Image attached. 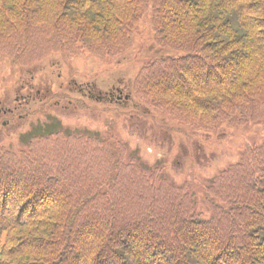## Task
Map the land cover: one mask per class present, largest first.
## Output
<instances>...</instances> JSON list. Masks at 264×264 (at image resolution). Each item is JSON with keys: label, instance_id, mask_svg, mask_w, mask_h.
I'll return each mask as SVG.
<instances>
[{"label": "trees", "instance_id": "1", "mask_svg": "<svg viewBox=\"0 0 264 264\" xmlns=\"http://www.w3.org/2000/svg\"><path fill=\"white\" fill-rule=\"evenodd\" d=\"M146 24L161 54L132 80L140 104L196 132L264 121V0H0V61L116 58ZM39 109L0 142V264H264V131L178 182L121 133Z\"/></svg>", "mask_w": 264, "mask_h": 264}, {"label": "rangeland", "instance_id": "2", "mask_svg": "<svg viewBox=\"0 0 264 264\" xmlns=\"http://www.w3.org/2000/svg\"><path fill=\"white\" fill-rule=\"evenodd\" d=\"M135 39L134 48L116 58H101L89 53L81 56L55 54L43 62L55 60L56 64L37 72L35 78L31 79L28 75L30 82L27 85L22 82L23 86L20 85L19 68L15 69L7 61H0V97L12 104L18 97L33 99L37 91L45 90V80L50 81L53 106L47 111L65 124L121 133L133 154H138L150 166L159 162L165 166L166 173L178 182H182L192 169L203 179H210L238 158V149L245 140L257 137L264 131V121L244 127H222L218 133L196 132L179 128L167 117L140 104L131 91L132 80L142 64L161 53L152 43L148 24L142 26ZM38 64L35 65L38 67ZM26 73V70H22V75ZM75 81L78 88L92 92V98L86 96L87 106L75 107L74 103L69 102L70 99L77 101L80 96L67 90ZM118 88L122 89L123 95H129L128 100L120 102L106 96L107 91ZM62 92L68 93L67 100L62 98L58 105L55 101ZM99 95L103 98L100 99ZM67 104L69 107L66 109L64 106ZM39 107L40 104H31L27 108L31 114L20 121L16 130L6 131L10 136H6L4 141L17 142L21 132L29 129L37 118H43L44 114L38 112Z\"/></svg>", "mask_w": 264, "mask_h": 264}, {"label": "flooded vegetation", "instance_id": "3", "mask_svg": "<svg viewBox=\"0 0 264 264\" xmlns=\"http://www.w3.org/2000/svg\"><path fill=\"white\" fill-rule=\"evenodd\" d=\"M64 56V55H63ZM56 64L55 60H51L49 62H42L41 64H38V67L32 66L26 69H22L20 68L18 70V73H21V84L20 85H24L26 83L29 84L30 80L28 79V75H30V78H35L36 73L42 71L45 68L53 67V65ZM22 70H26L27 73L26 75H22ZM15 73V72H14ZM60 77V76H59ZM22 82H24V84H22ZM71 82V81H70ZM76 82V81H75ZM46 88L45 90H41V91H37L36 94L34 95L33 99H27V98H16L15 99V103L13 102L10 103V101H7L6 98L2 99L0 97V142L4 141V138L6 136H10L8 135L9 132L6 131H14L17 129V127H19L20 125V121L25 117V116H29L31 114V112L27 111V108L30 107L31 104H40L41 106H45L47 108H50V106H53V104H51V100L52 99V89L51 87H49L50 85V81H46ZM70 86V85H69ZM64 87V86H63ZM68 91H70V94L72 92H77L78 94H80L79 97H77V101H73V100H69L70 104H73L75 107H79V105H83L86 101V96L88 98H92V92L90 90H85L83 88H78L77 86V82L72 85L71 87H69L67 89ZM67 92H62L61 95H59V99L58 100H54L58 105L61 104V99L67 97ZM69 94V95H70ZM108 96L111 100H116V101H126L127 99L126 94L123 95V91L122 89H111L110 91H107ZM99 98L102 99L103 97L101 95H99ZM23 100V101H22ZM67 100V99H66ZM12 104V105H10ZM66 109L69 107V105H65L64 106ZM52 109V108H51ZM12 133V132H10ZM5 134V135H4Z\"/></svg>", "mask_w": 264, "mask_h": 264}, {"label": "water", "instance_id": "4", "mask_svg": "<svg viewBox=\"0 0 264 264\" xmlns=\"http://www.w3.org/2000/svg\"><path fill=\"white\" fill-rule=\"evenodd\" d=\"M126 98H128V95L126 96Z\"/></svg>", "mask_w": 264, "mask_h": 264}]
</instances>
